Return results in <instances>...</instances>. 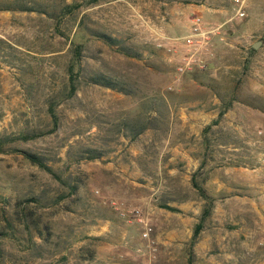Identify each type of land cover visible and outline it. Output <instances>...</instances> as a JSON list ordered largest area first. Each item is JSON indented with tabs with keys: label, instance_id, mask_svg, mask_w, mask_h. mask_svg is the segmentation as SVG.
<instances>
[{
	"label": "rangeland",
	"instance_id": "obj_1",
	"mask_svg": "<svg viewBox=\"0 0 264 264\" xmlns=\"http://www.w3.org/2000/svg\"><path fill=\"white\" fill-rule=\"evenodd\" d=\"M75 2L58 32L60 10ZM195 13L219 22L231 5L0 0V135L49 128L47 101L67 81L72 43H85L82 82L57 106V129L12 144L39 154L77 190L54 204L66 184L21 154L0 153L2 264H186L203 205L191 185L196 170L215 204L193 264H264V0L225 26L209 67L179 75L156 38L185 33ZM95 72L129 94L87 82ZM227 103L205 151L202 129ZM150 117L155 128L130 139ZM88 149L102 155L88 158ZM163 202L179 211L157 209Z\"/></svg>",
	"mask_w": 264,
	"mask_h": 264
},
{
	"label": "trees",
	"instance_id": "obj_2",
	"mask_svg": "<svg viewBox=\"0 0 264 264\" xmlns=\"http://www.w3.org/2000/svg\"><path fill=\"white\" fill-rule=\"evenodd\" d=\"M92 1H96V0H92ZM80 6H81V3L75 2V3L64 5L62 7V9L60 10L59 16L57 18V21H56V30L58 32H61L60 24L63 22V20L66 17L74 15L75 10L78 9ZM96 34L100 38H103V37L107 38L103 33L97 32ZM72 44L73 45L70 48V58L66 66L67 81L61 87L58 94L55 95V97H52L47 101V114L49 116V124H48L49 128L48 129H33V130H28V131H24V132H20L16 134L0 135V153L1 154H7V153L21 154L31 164H34L38 166L39 168L43 169L44 171L48 172L58 182L66 184L68 191L64 194L58 195L53 200L54 204L59 203L60 200L64 199L67 196H71L75 194L77 190V183L75 182L70 183L69 181L64 179L57 171H55L50 165H48L45 162L44 158L41 157L39 154L34 153L29 150H25V149H17L13 147L12 144L18 141H27V140H31V139L43 136L45 134L52 133L59 126L60 118L57 113V109H56L57 106L63 100L72 98L78 91L80 83L82 82L81 59L83 56V51L85 49V43H82V42L74 43L73 42ZM250 51L254 52L255 50L251 48ZM87 82L103 85V86L109 87L112 90L119 91L124 94H129L128 89H126L123 86V84H121L118 80L111 78L105 74L99 73V72H95L89 75ZM230 105L231 103L224 104L222 108L220 109V111L218 112L217 119L213 120L211 123L203 127L201 136H202L203 148L205 149V151H208L210 149L211 140L209 137V133L211 131L212 126L216 125L218 123V120L222 119L225 112L229 109ZM152 118L153 117L147 118L146 121L144 122L145 125L136 127L134 129L133 135H130V139H133L134 137H136L137 134H139L145 128H155V124L153 123ZM88 152L90 153L88 158H98L102 155V153L97 151L96 149H88ZM191 185L196 190L197 194L203 200V205L201 208L198 221L193 226L192 235L188 242V249H187L188 257H187L186 264H193L194 262L195 258H194L193 247L199 241L201 231L206 227L207 221L212 216L213 208L215 204V198L212 195L207 193L206 189L202 185V180L198 179V170L194 171L193 174L191 175ZM159 206L172 210V211L178 210L176 207H173L166 203H160ZM1 236H7V234L4 232H0V237ZM29 240L33 244L34 241L31 237V232H29ZM34 246H36V244ZM0 264H2L1 247H0Z\"/></svg>",
	"mask_w": 264,
	"mask_h": 264
},
{
	"label": "built area",
	"instance_id": "obj_3",
	"mask_svg": "<svg viewBox=\"0 0 264 264\" xmlns=\"http://www.w3.org/2000/svg\"><path fill=\"white\" fill-rule=\"evenodd\" d=\"M251 0H229L231 14L223 21H208L199 13L191 16L187 30L183 34L168 35L160 33L156 47L162 49L174 62L175 72L179 75L209 67L217 56L220 42L225 41V26L233 19H241L247 15ZM264 138V130H257ZM139 215V209L134 211ZM151 227L145 225L143 236L147 237Z\"/></svg>",
	"mask_w": 264,
	"mask_h": 264
},
{
	"label": "crops",
	"instance_id": "obj_4",
	"mask_svg": "<svg viewBox=\"0 0 264 264\" xmlns=\"http://www.w3.org/2000/svg\"><path fill=\"white\" fill-rule=\"evenodd\" d=\"M205 14V13H204ZM206 15L208 16V21H210L209 19H214V18H216L217 16H216V14L215 13H206ZM206 16V17H207ZM207 20V19H206ZM251 186H252V184H251ZM257 186H258V188L259 189H255L256 191H260L261 189H262V184H260V185H255L254 186V188H257ZM262 199H264V194H261V196H260ZM163 203H166V204H168V205H170L169 203H167V202H163ZM159 206V205H158ZM171 206H173V207H176L178 210L177 211H179V207H178V205H171ZM159 207H161V206H159ZM157 209H159V210H161V209H163V207H161V208H157ZM166 209V208H165ZM256 210H257V212H259L260 213V211H259V209L258 208H256ZM157 212H160V211H158L157 210ZM263 235H264V233H263Z\"/></svg>",
	"mask_w": 264,
	"mask_h": 264
},
{
	"label": "water",
	"instance_id": "obj_5",
	"mask_svg": "<svg viewBox=\"0 0 264 264\" xmlns=\"http://www.w3.org/2000/svg\"><path fill=\"white\" fill-rule=\"evenodd\" d=\"M259 44H260V41L255 42V43L252 45L253 49H256V48L258 47Z\"/></svg>",
	"mask_w": 264,
	"mask_h": 264
}]
</instances>
